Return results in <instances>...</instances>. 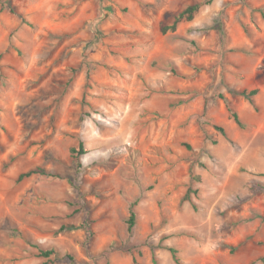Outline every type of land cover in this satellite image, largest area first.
<instances>
[{"label":"rangeland","instance_id":"374dc122","mask_svg":"<svg viewBox=\"0 0 264 264\" xmlns=\"http://www.w3.org/2000/svg\"><path fill=\"white\" fill-rule=\"evenodd\" d=\"M171 247L264 264V0H0V264Z\"/></svg>","mask_w":264,"mask_h":264},{"label":"trees","instance_id":"16d2710c","mask_svg":"<svg viewBox=\"0 0 264 264\" xmlns=\"http://www.w3.org/2000/svg\"><path fill=\"white\" fill-rule=\"evenodd\" d=\"M199 9V4H193V5H190L188 6L187 8H185L183 11H181L176 17H175V20L174 22L171 24V25H165L162 27V32H167L168 30H176L177 28V25L179 22L183 21V20H191L193 19L194 17V14L195 12ZM258 92V89H252V90H240V91H236L234 90L233 93L234 94H238V95H242L244 97H247L249 99H251V97L256 94ZM232 117L234 118V120L241 125V121H240V118H239V115L234 111L232 110L230 107H228ZM76 149L73 148L72 149V152H75ZM84 152V151H83ZM32 173V171H29V172H26V173H22L20 175V177H24V176H28ZM134 221H135V213L132 212V216L130 218V226H132L134 224ZM170 250L172 251V254H173V258L174 260L176 261V263L178 264H181V261L179 259V257L177 256L176 254V250L171 247ZM52 251H46L44 252V256H49L51 254Z\"/></svg>","mask_w":264,"mask_h":264}]
</instances>
